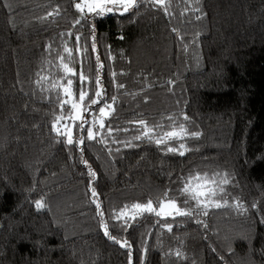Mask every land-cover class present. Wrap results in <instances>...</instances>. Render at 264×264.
Returning <instances> with one entry per match:
<instances>
[{"label": "trees", "instance_id": "trees-1", "mask_svg": "<svg viewBox=\"0 0 264 264\" xmlns=\"http://www.w3.org/2000/svg\"><path fill=\"white\" fill-rule=\"evenodd\" d=\"M79 2L0 0V264H264V0Z\"/></svg>", "mask_w": 264, "mask_h": 264}, {"label": "rangeland", "instance_id": "rangeland-1", "mask_svg": "<svg viewBox=\"0 0 264 264\" xmlns=\"http://www.w3.org/2000/svg\"><path fill=\"white\" fill-rule=\"evenodd\" d=\"M79 8L86 9L87 11L102 10L104 13L116 12L119 14L125 13L134 3V0H79ZM113 6H122L121 9H114ZM175 208L170 205H164L158 214L170 215Z\"/></svg>", "mask_w": 264, "mask_h": 264}]
</instances>
